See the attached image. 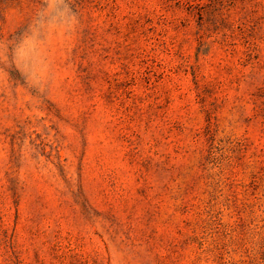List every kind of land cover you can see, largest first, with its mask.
<instances>
[{
    "label": "rangeland",
    "instance_id": "1",
    "mask_svg": "<svg viewBox=\"0 0 264 264\" xmlns=\"http://www.w3.org/2000/svg\"><path fill=\"white\" fill-rule=\"evenodd\" d=\"M264 0H0V264H264Z\"/></svg>",
    "mask_w": 264,
    "mask_h": 264
},
{
    "label": "trees",
    "instance_id": "2",
    "mask_svg": "<svg viewBox=\"0 0 264 264\" xmlns=\"http://www.w3.org/2000/svg\"><path fill=\"white\" fill-rule=\"evenodd\" d=\"M264 259V258H263Z\"/></svg>",
    "mask_w": 264,
    "mask_h": 264
}]
</instances>
